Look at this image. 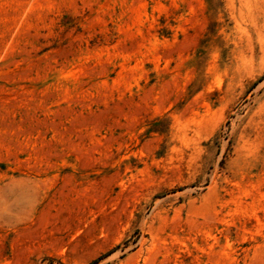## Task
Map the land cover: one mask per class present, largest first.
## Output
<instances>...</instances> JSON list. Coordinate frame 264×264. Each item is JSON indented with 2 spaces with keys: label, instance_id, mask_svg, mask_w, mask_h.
<instances>
[{
  "label": "rangeland",
  "instance_id": "obj_1",
  "mask_svg": "<svg viewBox=\"0 0 264 264\" xmlns=\"http://www.w3.org/2000/svg\"><path fill=\"white\" fill-rule=\"evenodd\" d=\"M0 264H264V0H0Z\"/></svg>",
  "mask_w": 264,
  "mask_h": 264
}]
</instances>
